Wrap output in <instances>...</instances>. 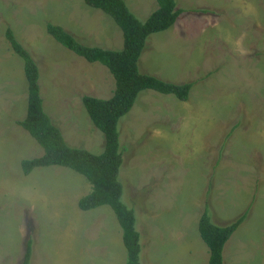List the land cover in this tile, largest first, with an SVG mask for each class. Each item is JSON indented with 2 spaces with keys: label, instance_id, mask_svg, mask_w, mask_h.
Segmentation results:
<instances>
[{
  "label": "rangeland",
  "instance_id": "374dc122",
  "mask_svg": "<svg viewBox=\"0 0 264 264\" xmlns=\"http://www.w3.org/2000/svg\"><path fill=\"white\" fill-rule=\"evenodd\" d=\"M124 2L141 22L157 8L155 0ZM175 2L183 12L148 37L138 70L193 82L188 98L141 91L117 124L121 201L134 212L140 263L207 264L197 231L207 209L218 225L246 213L227 248L239 238L234 263L264 264V0ZM47 23L81 44L122 48L112 18L83 0H0V264H20L27 238L30 264H125L112 210L77 207L90 191L84 176L57 165L28 175L20 168L43 149L16 124L26 113L27 83L6 28L35 61L43 110L65 143L93 154L104 145L81 98H109L114 79L57 43Z\"/></svg>",
  "mask_w": 264,
  "mask_h": 264
},
{
  "label": "trees",
  "instance_id": "16d2710c",
  "mask_svg": "<svg viewBox=\"0 0 264 264\" xmlns=\"http://www.w3.org/2000/svg\"><path fill=\"white\" fill-rule=\"evenodd\" d=\"M83 1L87 6L108 15L119 27L123 38L120 50L81 44L62 27L51 23L46 24V33L87 62L106 67L114 79L113 94L109 98L99 99L87 95L81 98L91 122L104 137L103 150L100 154H93L84 149L69 147L65 143L59 129L43 110L38 85L39 72L35 61L17 41L11 29L6 28L5 37L13 53L23 61V73L27 83L26 113L16 124L43 149L39 157L21 160L20 168L23 175H28L34 168L57 165L84 176L90 185V191L79 198L77 207L81 211H89L108 206L122 230V243L127 254L125 264H141V245L139 233L134 226V212L121 201L122 185L118 174L123 158L117 124L132 108L141 91L153 90L173 95L180 101L187 100L193 82L177 84L140 73L138 70L139 57L148 37L170 28L183 10L176 7L175 0H155L157 8L141 22L129 10L124 0ZM245 214L228 224L218 225L212 222L207 209L202 210L197 231L208 250L207 264H224L223 247L243 222ZM30 259L31 239L27 238L20 264H30Z\"/></svg>",
  "mask_w": 264,
  "mask_h": 264
},
{
  "label": "crops",
  "instance_id": "0c3cea01",
  "mask_svg": "<svg viewBox=\"0 0 264 264\" xmlns=\"http://www.w3.org/2000/svg\"><path fill=\"white\" fill-rule=\"evenodd\" d=\"M126 4V3H125ZM127 5V4H126ZM128 7V6H127ZM130 10V9H129ZM131 11V10H130ZM132 12V11H131ZM133 13V12H132ZM134 14V13H133ZM135 15V14H134ZM180 16V15H179ZM177 20V19H176ZM106 49V48H105ZM195 64V63H194ZM49 118H50V120H51V122L52 123H55V122H53V120H52V118L50 117V115L48 116ZM22 120V119H21ZM57 127H58V125H57ZM58 129H59V127H58ZM235 232V231H234ZM231 237V236H230ZM234 238V237H233ZM231 239V241L230 242H232V245L230 246V248L228 249L227 248V244L226 245H224V247H223V260H224V264H235L234 263V255L236 254V252H235V246L237 245V243H239V238H235V239ZM228 243H229V241H228ZM250 247H246V248H243V251H246V250H248Z\"/></svg>",
  "mask_w": 264,
  "mask_h": 264
}]
</instances>
